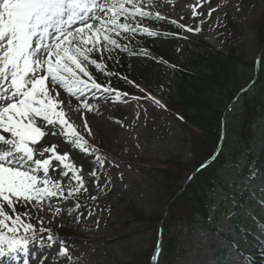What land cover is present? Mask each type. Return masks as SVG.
Masks as SVG:
<instances>
[{"label":"rangeland","instance_id":"rangeland-1","mask_svg":"<svg viewBox=\"0 0 264 264\" xmlns=\"http://www.w3.org/2000/svg\"><path fill=\"white\" fill-rule=\"evenodd\" d=\"M139 3L142 10L151 15L129 21L155 34L149 37L140 33L142 38L137 39L146 41L145 46L169 54L179 65L184 64L192 53L200 54L205 49L180 25L199 26L207 44L226 54L234 51L244 59L247 66L243 70L242 84L248 85L257 67L251 64L260 52L257 27L264 16V0H139ZM210 9L215 11L209 17ZM193 12L197 13L195 17ZM227 16L235 23L234 29L228 28ZM172 22L179 24L181 33L174 39L168 37L167 31ZM116 51L120 58L128 61L140 90L160 103L153 104L146 96L124 102L125 96L118 92L119 101L115 95L103 94L97 99L88 95L89 111L83 107L81 99L58 88L66 118L77 133H84L97 144H103L109 154L78 156L58 129L55 130L57 135L49 131L41 141L45 147L56 145L60 154H69L66 162L80 170L79 175L87 189L79 201L72 197L54 201L61 209L59 213L47 206L40 208L30 204L35 212L30 222L37 228L43 219L52 233L65 227L92 240L76 247L66 246L71 264H149L148 254L155 239L149 231L142 230L129 209L136 206L147 217L164 213L168 198L161 190L160 178L152 162L180 159L189 163L192 160L191 144L171 114L174 109L164 98L167 87L174 88L177 81L174 74L133 54L123 55L121 50ZM99 57V53H92L90 58L98 62ZM95 70L94 65H88L89 72ZM256 143L264 145L258 140ZM92 172L96 175H91ZM50 175L67 183L59 172L50 171ZM225 181L229 192L218 191L217 203L212 210L213 216L221 213L222 217L216 220L213 230L184 222L178 216L168 231L170 244L162 245V251L165 248L166 251L160 254L158 264H250L247 258L253 255H257L254 256L257 263L264 262V257L260 258L264 256V184L231 170L226 173ZM247 188L254 194L247 222L252 221L256 226L249 225L244 232L236 233L233 225L235 196ZM76 204L80 205L78 209ZM54 247L58 249L60 245ZM30 264L34 262L30 260ZM43 264H69V260L54 261L49 254Z\"/></svg>","mask_w":264,"mask_h":264},{"label":"snow or ice","instance_id":"snow-or-ice-1","mask_svg":"<svg viewBox=\"0 0 264 264\" xmlns=\"http://www.w3.org/2000/svg\"><path fill=\"white\" fill-rule=\"evenodd\" d=\"M212 11L215 9L209 10V17ZM196 14L193 12L194 17ZM150 15L142 10L139 0H0V264H30V260L43 264L49 254L54 261L66 258L71 264L67 247L54 238L43 219L39 228L30 222L27 207L47 206L59 213L54 201L67 200L84 188L80 170L66 162L69 154L58 153L56 145L41 144L49 131L55 136L58 129L67 142L91 154L66 118L57 89L81 99L89 111L90 93L115 95L119 101L117 89L98 83L88 71L91 64L111 75L102 62L90 57L107 53L111 59L114 50L123 51L125 46L115 38L122 34L154 36L138 23L128 22ZM180 27L187 32L200 31L199 26ZM124 79L127 82V77ZM145 98L160 103L151 96ZM206 166L200 165L198 171ZM50 171L67 177V183ZM17 205L25 211L18 212ZM57 244L58 249L54 247Z\"/></svg>","mask_w":264,"mask_h":264},{"label":"trees","instance_id":"trees-1","mask_svg":"<svg viewBox=\"0 0 264 264\" xmlns=\"http://www.w3.org/2000/svg\"><path fill=\"white\" fill-rule=\"evenodd\" d=\"M228 26L234 27V23L229 19ZM198 36L206 51L202 54H193L183 65L175 64L167 54L157 51L153 54L141 48V44L136 42L132 35L128 34L121 40V44L125 46V53H135L138 57L159 63L163 68H171L178 79L174 83V88L168 87L165 98L172 105L177 115L174 118L182 126L190 141L193 158L190 163H184L178 159L152 162L160 178L161 190L169 201L182 189L192 172L213 156L222 138L223 113L245 87L242 84V78L245 76L243 70L247 66L244 59L238 57L234 51L229 54L218 52L206 44L203 37ZM257 37L259 45L262 46L264 16L258 25ZM111 55L112 58L109 59L108 54L105 53L101 57V62L108 72L110 70L113 73L107 75L105 72L96 70L92 73L96 81L101 83L99 76L103 74L112 88L124 91L130 96L143 95L135 86L128 64L117 59L115 50ZM226 120V134L220 156L213 165L200 172L191 181L172 206L166 219L163 218L164 214L146 217L137 207H130L129 212L133 219L142 225V230L149 231L155 239V244L148 254L149 264L162 224L164 229L162 238L167 245L170 244L167 238L168 230L178 216H181L184 222L211 228L213 222L211 206L216 201L219 187L225 183V173L228 169L238 172L246 162L243 172H246L248 177L256 173V176L264 181V145L262 149L260 147L256 149L255 143V140L259 138L264 143V52L256 84L242 96ZM78 134L86 142V147L91 149V154H86L71 143L78 155H105L103 145H97L82 133ZM84 189L85 187L79 193H74L72 198L78 201ZM224 189L228 191L226 187ZM64 194L66 195V191ZM236 198L237 210L243 213L245 202L250 199V194L246 191L237 195ZM27 207L30 214H34L31 206ZM17 211L24 212L25 207L19 205ZM56 234L58 237L54 238L67 246H78L89 242L87 238L63 227L57 229Z\"/></svg>","mask_w":264,"mask_h":264},{"label":"water","instance_id":"water-1","mask_svg":"<svg viewBox=\"0 0 264 264\" xmlns=\"http://www.w3.org/2000/svg\"><path fill=\"white\" fill-rule=\"evenodd\" d=\"M264 50V46L262 47V49H261V51H263ZM253 84H251L247 89H245V90H243L242 92H240L239 93V95H238V97L235 99V101L232 103V105L229 107V109H228V111H230V110H232V108H233V104L241 97V95L245 92V91H247V90H249L250 88H251V86H252ZM223 123H225V119H223ZM220 150H221V146L219 147V150L217 151V153L215 154V156L211 159V160H209L208 162H206L205 164L207 165V166H209L213 161H214V159L217 157V155H218V153L220 152ZM206 166V167H207ZM206 167H204V168H206ZM203 168V169H204ZM201 171V170H200ZM200 171H198V169H197V171L193 174V176L191 177V178H193L198 172H200ZM189 183V182H188ZM188 183L185 185V187L181 190V192L170 202V204H169V207H168V209L171 207V205L177 200V198L181 195V193L185 190V188H186V186L188 185ZM156 262H157V257H154L153 258V264H156Z\"/></svg>","mask_w":264,"mask_h":264}]
</instances>
